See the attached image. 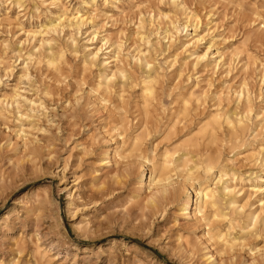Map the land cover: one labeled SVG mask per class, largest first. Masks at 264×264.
I'll list each match as a JSON object with an SVG mask.
<instances>
[{"label":"rangeland","instance_id":"rangeland-1","mask_svg":"<svg viewBox=\"0 0 264 264\" xmlns=\"http://www.w3.org/2000/svg\"><path fill=\"white\" fill-rule=\"evenodd\" d=\"M263 179L264 0H0V264H264Z\"/></svg>","mask_w":264,"mask_h":264},{"label":"bare ground","instance_id":"bare-ground-1","mask_svg":"<svg viewBox=\"0 0 264 264\" xmlns=\"http://www.w3.org/2000/svg\"><path fill=\"white\" fill-rule=\"evenodd\" d=\"M189 15V14H188ZM188 18V16H187ZM195 19V18H193ZM57 22V21H55ZM74 22V21H73ZM75 24V23H74ZM174 26V25H173ZM65 27V26H64ZM66 28V27H65ZM41 30V29H40ZM50 30V29H49ZM53 31V30H52ZM48 35V34H47ZM44 41V39H43ZM45 42V41H44ZM48 43V42H46ZM97 52V51H96ZM92 54V53H91ZM109 77V76H108ZM107 78V77H106ZM149 79V78H148ZM149 81L145 82V90L146 92L150 93L151 92V87L149 85ZM216 120H219V116H215ZM225 123L227 125H231L232 124V121L229 119V118H225ZM206 129V128H205ZM102 165H105L106 162L105 161H102L101 162ZM211 167L207 166L205 167L204 171L205 173L208 171L209 173V170H210ZM165 173V172H163ZM192 173V172H191ZM187 176V174H185ZM190 176H192L193 178V174H189ZM158 177V176H157ZM188 178H190L188 176ZM264 180V179H263ZM196 181V179H195ZM201 184V183H200ZM215 187V185H213ZM212 186V187H213ZM257 189V188H256ZM222 191H227V192H230L231 193V190H230V187L229 185L227 184L226 186H224V188L222 189ZM257 192H260V189H257L256 190ZM217 192H215V188H202V186L200 185L199 188H198V191H197V199H198V208H197V211L198 213L200 214H203V212L205 211L206 207H211V208H216V206L219 204V200H218V196L216 195ZM235 200V199H234ZM197 201V200H196ZM192 200H190V198L187 196L186 199H185V202L182 203V205L180 206V210L182 211V213L184 214L185 218L188 219L190 216H191V205H192ZM263 203V201H260ZM230 203H234L233 201H230ZM229 203V204H230ZM238 203V202H237ZM261 203V204H262ZM236 204V203H235ZM234 205V204H232ZM216 213V212H214ZM259 214V213H258ZM255 216V214H254ZM258 217V216H257ZM257 217H253V219L255 220ZM214 218V217H213ZM212 220V219H211ZM178 235L176 236L175 240L176 241H182L183 239V235L182 233H177ZM225 238V237H224ZM224 240V239H223ZM229 242V241H228ZM227 244H230V243H227ZM208 258V256H207Z\"/></svg>","mask_w":264,"mask_h":264}]
</instances>
